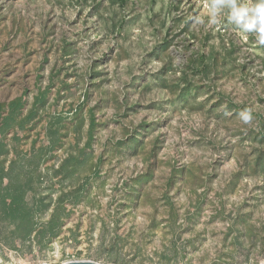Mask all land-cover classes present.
Returning <instances> with one entry per match:
<instances>
[{
  "label": "rangeland",
  "instance_id": "obj_1",
  "mask_svg": "<svg viewBox=\"0 0 264 264\" xmlns=\"http://www.w3.org/2000/svg\"><path fill=\"white\" fill-rule=\"evenodd\" d=\"M209 3L0 0V129L36 112L0 169L43 203L28 241L0 213V264L264 263V46L194 27Z\"/></svg>",
  "mask_w": 264,
  "mask_h": 264
},
{
  "label": "trees",
  "instance_id": "obj_2",
  "mask_svg": "<svg viewBox=\"0 0 264 264\" xmlns=\"http://www.w3.org/2000/svg\"><path fill=\"white\" fill-rule=\"evenodd\" d=\"M120 3L125 4L127 0H119ZM206 58L203 57L199 61V68L204 70L206 68ZM195 63V62H194ZM24 102V101H23ZM42 106H46L47 98L45 93H41L35 101V107L37 108L39 104ZM24 104L19 103V101H14L9 105L10 114L8 117L2 120V126L0 129V133L3 136L9 129L16 127L19 123L15 118V115L18 114L23 107ZM4 106L0 105V118L2 117ZM36 112L33 111L30 113L29 117L25 120H22L19 123V126L23 128L25 124L31 121L35 117ZM134 142V141H133ZM132 144V143H130ZM83 162L82 159L76 157L75 155L69 156L68 159L64 162L61 169L56 172V174H63L64 172L69 171L70 169L76 168L77 163ZM12 170V169H11ZM11 170L0 169V213L4 221L9 223L12 226L11 235L13 236L14 241H28L31 239L33 234L37 231V222L36 218L38 213L41 211V206L38 202L35 203L34 209L29 207L28 196L33 193V188L30 184L25 186H11L10 185V176L12 174ZM86 186L80 187L78 190L75 191L76 196L73 198H78L77 195H80L84 192ZM74 193V194H75ZM45 206V205H44ZM59 228V221L56 217L53 216L51 219L48 227L44 231H39L37 235L47 236V234L55 235L57 233V229ZM11 247L17 249V245H12L9 243Z\"/></svg>",
  "mask_w": 264,
  "mask_h": 264
},
{
  "label": "clouds",
  "instance_id": "obj_3",
  "mask_svg": "<svg viewBox=\"0 0 264 264\" xmlns=\"http://www.w3.org/2000/svg\"><path fill=\"white\" fill-rule=\"evenodd\" d=\"M191 18L194 27L204 26L205 29L219 26L226 20L234 30L254 34L255 42L264 46V0H210L205 11ZM251 118L250 109L240 113L244 123Z\"/></svg>",
  "mask_w": 264,
  "mask_h": 264
},
{
  "label": "water",
  "instance_id": "obj_4",
  "mask_svg": "<svg viewBox=\"0 0 264 264\" xmlns=\"http://www.w3.org/2000/svg\"><path fill=\"white\" fill-rule=\"evenodd\" d=\"M65 264H98V263L92 261H72Z\"/></svg>",
  "mask_w": 264,
  "mask_h": 264
}]
</instances>
